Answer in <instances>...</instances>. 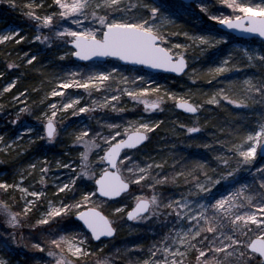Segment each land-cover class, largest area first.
I'll return each instance as SVG.
<instances>
[{"label": "snow or ice", "instance_id": "6c2138e0", "mask_svg": "<svg viewBox=\"0 0 264 264\" xmlns=\"http://www.w3.org/2000/svg\"><path fill=\"white\" fill-rule=\"evenodd\" d=\"M4 2L32 20L37 32L42 28L49 29L50 35L37 34L32 37L33 40L51 43L55 37L63 41L67 50L61 53V58L71 56L83 61H93L95 58L111 57L130 65L182 74L189 68L187 52L190 47H212L228 39L227 34L169 31L166 26L173 25L174 21L162 10L157 0H51V3L48 0H25L23 4H18L17 0H0V3ZM218 2L232 12L225 14L219 10L212 11L207 0H193L211 20L225 28L264 38V0L260 3H255L254 0ZM69 22L75 27L68 26ZM21 31L20 28H9L0 32V46L25 41L26 36ZM178 34L186 37V42L173 41L172 37ZM200 50L204 51L205 48L201 47ZM5 55H10V52L6 51ZM243 56L246 60L240 63L229 52L218 64L209 67L207 72L219 76L244 67L258 66L264 69V50L245 48ZM34 61L38 62L36 53H23L22 63L33 65ZM5 67L14 69L20 65L6 60ZM80 71L83 72V69ZM190 71L196 73L197 70L192 68ZM66 75L67 78H58L57 86L47 95L63 97L64 90L69 88L99 90L100 87L108 86L106 82L116 79L125 85L129 84V77L116 67L110 70L93 68L83 75L73 70ZM7 76V71H0V78ZM18 80V76L6 79L0 88V111H4V94L11 93ZM136 81L143 83L136 85ZM131 83L135 86L118 88L102 101L93 100L91 104L85 102L81 105L83 97L80 95L62 102L59 108L58 102H49L46 108L51 109L50 113L44 110L36 116L42 127L37 130L25 126L19 135L10 140L0 134V151L11 152L13 146L20 151H27L24 144H18L17 141H24L27 145L37 141L55 142L59 135L60 121L56 119L58 111L71 108L72 115H77L104 107L123 112L125 108L119 107L118 101L125 93L132 101L143 103L145 112L160 109L165 98L172 99L176 102V107L197 117L205 106L204 103L192 101L190 96L162 89L160 85L145 86L148 82L138 74L132 77ZM161 91L163 96H158L155 100L149 99V93ZM28 92L29 89L25 88L11 94L12 103L9 106L19 105L15 109L12 124L20 122L21 114L33 113L27 102ZM114 101L117 103H112ZM223 101L240 108H251L258 104L261 106L259 111L262 119L251 128L232 130L229 139L215 140L221 146L219 149H212L215 167L208 160L196 161L190 169L181 165L182 170L176 171L171 179L184 176V183L189 184L187 194L161 195L157 186L169 182L170 177L155 169L162 170L167 163L165 160L151 156L143 162L133 160V156L140 151V146L150 139L149 133L160 127L161 120L137 118L123 124L107 122V128L110 129L107 132L88 125L76 130L72 143L84 145L85 150L79 153L82 159L78 165L55 160L58 168L69 169L70 174L64 180L54 179V192L51 193L54 199L47 200L46 210L40 213L31 226L35 228L37 225H45L51 229L52 225L60 224L70 217L77 218L81 225L79 230L61 227L49 231L44 242H31L32 248L46 251L47 256L52 258L45 264H90L91 257L96 258L94 264H113L107 256L100 255L102 248H93L91 244V241L103 243L102 237H113L117 232L115 219L100 210L97 197L98 194L106 198L119 197L122 193H129L133 185L137 189L131 194L133 206L129 208L127 204H119L113 207L115 217L126 215L129 220L134 221L163 217L165 226L170 221L173 227L153 242L146 253L142 245L133 244L132 248L144 254L138 256L135 262L129 259L128 264H189L187 257L190 253L195 264H264V164H256L258 155L264 160V75L246 76L239 82V89L217 88L206 98L207 104L227 107ZM179 127L188 134L200 131L199 124L189 126L181 123ZM220 131L223 132L224 128L221 127ZM25 133L30 135L25 137ZM204 146L209 147L208 144ZM93 148L99 150L96 153L99 163L94 166L88 158ZM37 161L40 163L39 188L34 186L35 178L27 185L24 183L32 172H21L19 179L11 182L0 179V191L15 200L14 193L19 190L20 199L23 200L19 211L7 200H0V212L7 216V223L13 228L21 225L19 217L27 216L33 208L44 202L42 197L49 195L46 177L51 171L52 162L47 156H39ZM28 168L36 171L37 162L30 163ZM242 172L250 173L251 179L243 182L246 178H242ZM89 181L92 183L91 188L86 186ZM82 184L85 186L81 187ZM145 188L152 189V194L146 195L143 191ZM193 196L195 198H190ZM176 224H181L182 227L177 229ZM12 241L24 243L23 239H17L15 232L12 234ZM8 247L7 241H0V249ZM0 264L11 262L7 256L0 255Z\"/></svg>", "mask_w": 264, "mask_h": 264}, {"label": "rangeland", "instance_id": "374dc122", "mask_svg": "<svg viewBox=\"0 0 264 264\" xmlns=\"http://www.w3.org/2000/svg\"><path fill=\"white\" fill-rule=\"evenodd\" d=\"M48 2L51 3V0H48ZM157 2L162 6V10L170 16V19L174 21L173 25L166 26L168 27L169 31L179 33L181 30H183L190 33L227 34L218 30L216 25L219 23L211 20L208 14L202 12L200 8L194 3L185 5L179 1H176L181 3L183 7L180 9H172L166 5L167 3L165 0H157ZM207 2L210 4V10L212 11L219 10L225 14L232 12L231 9L219 4L218 0H207ZM254 2L260 3L261 0H254ZM169 6L175 5L174 3H169ZM194 6L196 8H194ZM7 9L15 10L16 17L17 13H21L18 12L17 9L11 8L6 2L0 3V32L9 28L21 29V27H18V22H25L26 27L24 30L21 29V33L28 31V34H31L28 44L33 45L31 50L20 51L21 53L15 51L14 53H11L7 56L17 57L18 53V61L16 58V61L14 62L19 63L24 52H29V54L36 53L38 59H42V61H44L42 66L49 67L53 71L50 73L47 79L46 77L43 79V81L38 79L34 84H30L28 88L29 92L26 94V97L27 102L33 109V113L21 114V120L17 124H12L11 121L15 118V109L18 108L19 105L17 104L14 107L9 106L12 103L10 96L13 93L14 88L12 89L11 93L4 94V111H0V134L4 135L6 140H10L19 135L25 126H31L39 130L42 125L41 122L36 119V116H38L40 112L44 110L50 113L51 109L46 108V105L49 102H58L57 107L59 108L62 102H66V100L72 99L76 95L83 97V99L80 100L81 105L85 102L91 104L93 100L102 101L106 95L115 93L118 88L122 89L124 87H134L135 85L131 83V80L132 77L137 74L145 77V80L148 82V84L145 86L160 85L162 89H169L176 92L177 94L185 95L186 97L190 96L192 101L204 103L205 105L204 108L200 110L198 117L186 116L176 111L175 101L170 98H165L161 102L160 109L152 112H145L143 103L132 101L131 97H128L125 93L119 98V107L121 106L122 108H125L126 111L128 110L132 113L135 109L133 105L141 107V110L137 112L135 117H132V119L120 118L113 120L112 117L116 116L115 114L118 112L111 108H96L94 111L79 113L77 115H72V109L70 108L57 112L56 119L60 122L58 123L59 135L55 142L45 143L43 141H37L31 145H27L24 141H17L18 144H24V146L27 148V151H20L15 146H13L11 152L0 151L1 159L7 156H9L13 162L15 160L17 161L18 159H21L17 162H14L15 165L12 166L14 168L13 171L7 172L5 170L7 173H0V179H7L9 182H11L13 179L18 180L19 173L21 172H32L31 176L26 177L24 183L27 185L33 180V178H35L36 183L34 186L37 188L41 187L39 184L38 172L40 163L37 161L38 155H35L34 152L38 151L41 153V156H47L52 162L51 171L46 177L48 181L46 187L49 195L47 197H42L41 199L44 202L38 204L35 208H33L32 212L27 215L28 217L32 218L33 224H35L36 219L39 218L40 213L46 210L47 200L54 199V197L51 195V193L54 192V179L59 178L60 180H64L70 174L69 169L62 167L58 168L55 164V160H60L62 162H72L73 165H78L80 163L82 158L80 157L79 153L85 150L84 145H76L73 144L72 141L74 139L73 133L84 125L91 126L96 130L107 132L110 131V129L107 128V122L123 124L126 121L135 120L137 118L161 120L162 123L160 127L153 132L155 136L151 143V149H140V151L133 156V160H140L143 162L147 157L151 156L155 159H163L167 162L164 166L167 167V170L164 168L162 170L155 169V171L162 172V174H167L170 177L169 182L162 185L166 186V189H160L161 195L166 197L169 194L179 195L182 192L187 194L186 189L189 187V184L184 183V176L176 177L175 180L171 179V177L175 175L176 171L182 170L181 165L190 169L196 161L208 160L212 167H215V154L213 153L212 149H219L221 147L219 144L215 143V140L217 138L229 139L231 138L232 130L237 128H251L256 125L257 121L262 119L259 111L261 106L258 104L252 105L251 108H240L236 105L228 104L227 101L222 102L223 104L227 105V107H219L217 105L206 103L207 95H210L217 88L222 87L227 90L229 88L235 87L239 89V82L242 81L246 76L255 75L259 77L264 75V69H261L258 66L244 67L239 70L223 73L219 76H215L214 74L207 72L209 67L218 64L224 57L228 55L229 52H232L233 59L243 63L246 60V58L243 56V49L247 48L249 50L256 51L264 50V43L260 40H242L227 34L228 39L215 46L208 47L195 45L190 47L187 52V56L189 57V68L187 72L181 77L152 74L142 70L141 68L123 66L119 62L110 59L106 60L105 62L98 63H79L72 59V63L67 62L62 66H55V62L68 60V57L61 58V53L67 50V48L63 45V41L55 37H53L51 43L47 41L33 40L32 37L37 34L42 33L43 35H50L49 29L42 28L39 32H37L35 23L26 16L25 18L27 19H24L25 21L21 18L19 20L17 19V22L15 21L16 19L8 20L4 14ZM193 14L197 16L205 14L207 22L200 18L198 19L197 25L191 28L188 24H186V19L187 17L190 19L191 15ZM68 26L75 27V25H72L70 22ZM172 39L176 42H186V37L179 34L173 36ZM3 47H5V45ZM201 47H204L205 50L201 51ZM69 57L72 58L71 56ZM112 67L120 69L123 74L129 77L128 85H125L119 79H116L106 82L108 86L100 87L99 90L69 88L64 90L65 96L63 97H52L47 95L53 87L57 86L58 78H67L66 74L70 71L75 70L80 75H83L93 68L110 70ZM1 68L2 69L0 71H7L8 76L6 78H0V88L3 87L6 79L10 80L17 76L19 79L21 78V74H17V68L13 69L14 72H12V69H6L5 66ZM192 68L197 70L196 73H192L190 71ZM81 69H83V72L80 71ZM193 76L196 78L193 79ZM229 81H234L235 83L230 84ZM142 83L143 82L141 81H136V85H140ZM33 89L35 90L33 91ZM153 94L155 93L148 94L149 99L155 100L158 96L164 95L163 91H161L158 95ZM21 99H25V97H21ZM112 103L117 102L114 101ZM181 123L188 124L189 126L199 124L200 131L197 134H188L186 133V130L180 129L179 125ZM221 127L224 128L223 132L220 131ZM24 135L26 137L30 134L25 133ZM89 136H91V133ZM189 137H191V139H189ZM97 142L99 143L100 141L97 140ZM205 144H208L209 147H205ZM98 151V149L93 148L91 152H89L88 158L89 161L92 162L93 166L96 163H99V161L96 159V153ZM30 152L33 153L29 154ZM186 158L192 159L191 164L187 162L188 160H186ZM32 162H37L36 171L28 168V165ZM125 163L128 162L125 161ZM256 164H264V160H262L259 155L257 157ZM5 167L6 166L4 162L0 161V168L3 170ZM209 174L212 173L209 172ZM240 175L242 178H246L243 180V182H247L251 179V174L248 172H242ZM201 179H203L202 175ZM189 183L192 182L190 181ZM84 186V184L81 185V187ZM86 186L91 188L92 183L89 181ZM136 190V186L134 185L133 191L114 201L104 200L100 197H97L100 210L104 211L105 214L109 215L110 218L115 219L117 232L111 238H102L103 243L91 241V244L93 248H102L100 255L102 257L107 256L108 259L112 260L113 264H128L129 259H132L133 262H135L136 258L138 256H142L144 253H141L138 249L132 248L131 246L133 244L142 245L146 253V250L151 247L153 242L160 239L164 233L168 232L169 229L173 227V223L170 221L166 222L165 226L163 217H153L151 220L142 221L133 220L132 222L127 221L124 217L125 215L121 218H116L112 213V208L118 206L119 204H127L129 208L133 206L134 200L131 198V194ZM143 191L146 195L152 194V189L145 188ZM0 192H2L3 195L4 192ZM14 196L15 200H17L15 202H17V207L19 209V205L23 203V200L20 199L19 190L14 193ZM190 198L195 197L193 196ZM5 199H7L8 202L13 200L8 196V194L5 195ZM7 219V216L0 212V241H7L9 244L8 249H0V255L7 256L11 264H45L46 261H50L52 259L47 256L46 251L41 252L40 250L31 247V242L33 240L44 242L43 237H45L49 231H45L46 233H44V235L39 234V232L35 235V233L31 232L33 227H29L28 223L23 220L22 216L19 217L21 220V225H17L15 228L7 223ZM75 222L77 221L74 219V217H70L61 221V223H63L66 228L79 230L81 224ZM42 226L43 228L45 227V225ZM175 227L179 229L182 227V225L176 224ZM46 229L49 230V226H47ZM14 232L16 233L17 239H23L24 243L17 244L12 241V234ZM142 233H144V235L141 236ZM24 244H28L29 246L25 247ZM118 249L119 252H117ZM95 259V257H91L90 264H94ZM187 260L189 261V264H195V260L192 258L191 253L188 255Z\"/></svg>", "mask_w": 264, "mask_h": 264}, {"label": "trees", "instance_id": "16d2710c", "mask_svg": "<svg viewBox=\"0 0 264 264\" xmlns=\"http://www.w3.org/2000/svg\"><path fill=\"white\" fill-rule=\"evenodd\" d=\"M165 1L167 3L166 5L169 8H172V9L178 8V9H180V8L183 7V5L181 3H179V2L171 1V0H165ZM17 2H18V4H23L25 1L17 0ZM169 3H174L175 6H169ZM194 8H196V7L194 6ZM17 11L20 12L18 9H17ZM4 14H5L6 18H8V20L9 19H14V20L16 19L15 20L16 22H17V19L19 20L20 18L23 19V20L27 19V18H25L24 15H22V13H19V14L17 13V17H19V18H17L16 14H15V10L7 9ZM200 18L203 19L205 22H207L205 14L204 15L201 14L200 16H197V15L193 14V15H191L190 19H188V17H187L186 24H188L192 28L195 25H197L198 19H200ZM25 25H26L25 22L24 23H19L18 22V27H21L22 30L25 29V27H26ZM21 34L26 36L25 41H22L19 44H5V47H3L4 45L0 46V70L2 69L1 67L5 66V61L6 60H11L12 59L13 61H16V58H17V61H18V57H19L18 53H17V57H9V56L5 55L6 51L10 52V54H11V53H14L15 51L21 53L20 51H27V50H31L32 49L33 45L28 44V42L30 41V37H31L30 35L31 34L29 35L28 31H25V33H21ZM29 55H31V54H29ZM67 62L72 63L73 62L72 58L68 57L67 61L66 60H62L61 62H59V61L55 62V66H59V65L62 66L63 64H65ZM17 64L20 65V67L17 68V74L18 73L21 74V76H20L21 78L18 80L17 86L14 88L13 93H15L17 91H22L25 88H29L30 84H34L38 79H41L42 81H43V79L45 77L47 79L49 77L50 73L53 71L49 67H43L42 66L44 64V61H42V59L41 60L38 59V62L34 61L33 65H24V63H22L21 60ZM159 93L160 92L155 93L153 95H158ZM140 110H141L140 106H135V109H134L133 113L128 111V110L127 111L125 110L123 112H118L117 114H115L116 116H113L112 119L113 120L120 119V118H130V119H132V117L134 118L135 115L137 114V112H139ZM149 136H150V139L142 147H140V149H145V150H150L151 149V146H152L151 143L154 140L153 138H154L155 135H154V133H149ZM31 153H33V152H30L29 154H31ZM34 153H35V155H38V157L41 156V153H39L38 151L37 152L35 151ZM7 158H9V159H7ZM190 159L191 158H186V160H188L187 162L189 164H191V161H192V159L191 160ZM19 160H21V159H18L17 161H19ZM0 161L4 162V164L6 166L3 170L0 168V173H4L6 171L7 172L13 171L14 168L12 166L15 165L14 162H17L16 160L14 162L11 161L9 156L4 157L3 159H1V157H0ZM164 169L167 170V167H164ZM157 188L160 191V189H166V186H162L161 185V186H158ZM133 189H134V185L129 190V192L133 191ZM6 194L3 193V195H2V192H0V200H7V199H5V195ZM15 201H17V200H12L9 203L12 204L13 207L17 211H19V209L17 207V202H15ZM22 218H23V220L26 221V223H28L29 227L31 225H33L32 218H30L28 216L27 217L22 216ZM75 223H77V222H75ZM46 227L47 226H45L43 228L42 225L41 226L39 225V226H36L35 228L33 227V229H31V232L35 233V235L38 232H39V234L44 235V233H46L45 231L58 230L59 228L65 227V226H64L63 223L60 222V224L52 225L51 229H49V230H47ZM42 228H43V230H42ZM28 230H29V228H28ZM142 235H144V233H142L141 236ZM47 238H48V234L45 237H43V241H45ZM27 259H28V257H27Z\"/></svg>", "mask_w": 264, "mask_h": 264}, {"label": "water", "instance_id": "95a60500", "mask_svg": "<svg viewBox=\"0 0 264 264\" xmlns=\"http://www.w3.org/2000/svg\"><path fill=\"white\" fill-rule=\"evenodd\" d=\"M181 1L182 3L184 4H191L193 3V0H179ZM219 30L227 33V34H230V35H233L234 37L236 38H239V39H243V40H251V39H257V40H260L264 43V38H261L259 37L258 35L256 34H252V33H247V32H242L240 30H233V29H227L225 28L224 26L220 25V24H217L216 26ZM70 47V46H69ZM74 61L76 62H79V63H89V62H105L107 59H110V60H115V61H118L121 65L123 66H129V67H134V68H142L144 71H147L149 73H153V74H164V75H171V76H174V77H181L182 75H184L187 71V69L185 70V73H182V74H177V73H174V72H170V71H166V70H163V69H153V68H150V67H147V66H141V65H130V64H127L126 62H123V61H120L118 59H115V58H111V57H108V58H95L93 61H83V60H80L76 57H72ZM175 109L176 111L186 115V116H194L193 114L191 113H188L186 110L184 109H180L178 107H176V104H175ZM191 134H197V133H191ZM146 143V141L144 142V144ZM143 144V145H144ZM142 145V146H143ZM141 147V146H140ZM125 193H122L121 196H123ZM121 196L119 197H115V198H106V197H101L99 196L98 194V197L104 199V200H109V201H113V200H116L118 198H120ZM125 218L127 221L131 222L133 220H129L126 215H125ZM75 220H77L78 222H80L77 218L74 217ZM81 224V222H80ZM104 238V237H102ZM106 238H111V237H106ZM104 238V239H106ZM94 242H98V241H94Z\"/></svg>", "mask_w": 264, "mask_h": 264}, {"label": "flooded vegetation", "instance_id": "af4514ba", "mask_svg": "<svg viewBox=\"0 0 264 264\" xmlns=\"http://www.w3.org/2000/svg\"><path fill=\"white\" fill-rule=\"evenodd\" d=\"M12 70H13V69H12ZM12 72H14V70H13ZM12 72H11V73H12ZM11 73H10V74H11Z\"/></svg>", "mask_w": 264, "mask_h": 264}]
</instances>
